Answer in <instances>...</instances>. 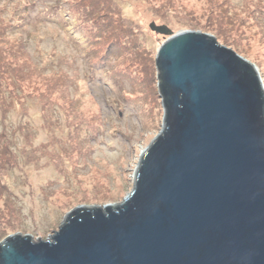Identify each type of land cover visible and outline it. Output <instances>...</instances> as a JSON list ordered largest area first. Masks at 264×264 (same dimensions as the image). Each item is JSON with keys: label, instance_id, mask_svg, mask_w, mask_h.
Returning a JSON list of instances; mask_svg holds the SVG:
<instances>
[{"label": "rangeland", "instance_id": "1", "mask_svg": "<svg viewBox=\"0 0 264 264\" xmlns=\"http://www.w3.org/2000/svg\"><path fill=\"white\" fill-rule=\"evenodd\" d=\"M150 22L210 34L256 66L264 89V0H0V140L11 155L0 242L49 238L72 208L131 191L162 128L156 53L170 34Z\"/></svg>", "mask_w": 264, "mask_h": 264}, {"label": "water", "instance_id": "2", "mask_svg": "<svg viewBox=\"0 0 264 264\" xmlns=\"http://www.w3.org/2000/svg\"><path fill=\"white\" fill-rule=\"evenodd\" d=\"M162 128L121 202L69 210L49 234L13 233L0 264H264V89L213 36L165 24Z\"/></svg>", "mask_w": 264, "mask_h": 264}, {"label": "trees", "instance_id": "3", "mask_svg": "<svg viewBox=\"0 0 264 264\" xmlns=\"http://www.w3.org/2000/svg\"><path fill=\"white\" fill-rule=\"evenodd\" d=\"M42 114L45 115L47 113H45V111H44V113H42ZM4 145L5 144L2 142V140H0V164H2V158L11 157V155L9 154V151L8 150L7 151L5 150V146Z\"/></svg>", "mask_w": 264, "mask_h": 264}]
</instances>
